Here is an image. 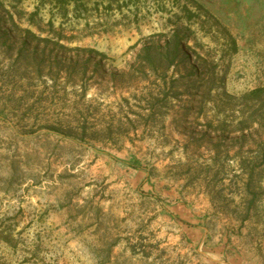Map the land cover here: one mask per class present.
Instances as JSON below:
<instances>
[{
  "label": "rangeland",
  "instance_id": "1",
  "mask_svg": "<svg viewBox=\"0 0 264 264\" xmlns=\"http://www.w3.org/2000/svg\"><path fill=\"white\" fill-rule=\"evenodd\" d=\"M259 87L264 0H0V264H264Z\"/></svg>",
  "mask_w": 264,
  "mask_h": 264
},
{
  "label": "trees",
  "instance_id": "2",
  "mask_svg": "<svg viewBox=\"0 0 264 264\" xmlns=\"http://www.w3.org/2000/svg\"><path fill=\"white\" fill-rule=\"evenodd\" d=\"M76 1V0H75ZM118 3L119 0H113ZM109 7L112 6L111 3L108 4ZM184 38L180 37V32L175 31L169 38H167V42L164 45V51L157 52L154 47H145L143 55L140 56V60H142L145 64L147 63L151 67L152 74L158 76L156 72H166L170 67H173V75L170 76V81L172 84L176 86L174 89L170 90L168 94L177 97L178 89L182 87L183 92L187 95L198 94L199 93V84L202 78L198 74V70L196 67L192 66V62H190V54L181 49L180 42ZM143 69V66H139L138 71ZM139 73V72H138ZM143 73L142 70V75ZM177 75V77H175ZM223 84V81H220ZM176 94V95H175ZM207 95L210 96L209 91ZM242 101L246 103H251V111L253 113H260L261 115V126L264 128V87H259L254 89L242 97ZM260 156L264 158V141L261 144L260 148ZM134 165V163H133ZM245 169L243 168L242 176L247 177L246 188L251 198L248 200L246 207L249 209L255 202L257 198L255 193L250 190L251 183L254 177L255 167H251L248 163L244 164ZM8 239L10 237H7ZM6 237H3V240L6 242H10Z\"/></svg>",
  "mask_w": 264,
  "mask_h": 264
}]
</instances>
